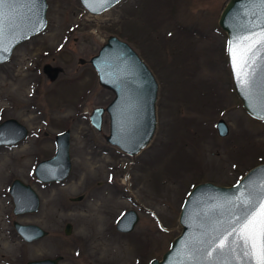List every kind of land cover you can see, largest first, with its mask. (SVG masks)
<instances>
[{
	"label": "rangeland",
	"instance_id": "374dc122",
	"mask_svg": "<svg viewBox=\"0 0 264 264\" xmlns=\"http://www.w3.org/2000/svg\"><path fill=\"white\" fill-rule=\"evenodd\" d=\"M45 1L44 29L0 64V122L14 118L27 129L21 141L0 146V264L56 255L58 264H148L179 233V209L192 186H228L264 162V119L241 107L217 26L227 0H121L97 15L78 0ZM108 35L125 41L157 84L153 133L133 155L105 141V113L98 131L88 121L113 96L88 63ZM44 63L61 68L55 80L43 75ZM217 119L227 125L224 136ZM65 129L69 173L41 183L33 166L53 154L54 136ZM14 178L37 194L35 212L12 213ZM128 209L138 218L120 233L114 225ZM12 221L46 234L25 242Z\"/></svg>",
	"mask_w": 264,
	"mask_h": 264
},
{
	"label": "water",
	"instance_id": "95a60500",
	"mask_svg": "<svg viewBox=\"0 0 264 264\" xmlns=\"http://www.w3.org/2000/svg\"><path fill=\"white\" fill-rule=\"evenodd\" d=\"M121 0H78L82 8L90 15L100 14L116 5ZM45 0H12L4 7L11 21L6 23L4 44L6 51H0V64L6 62L19 43L41 32L46 25ZM264 6L260 0H227L218 17L217 26L225 33V57L230 75L232 89L239 99L243 110L252 118L264 119V104L261 94L264 92V73L258 74L256 85L246 90L240 86L233 69V59L229 52V43L251 32L261 31V18ZM95 72L98 85L109 89L112 98L105 107H93L88 115L90 125L99 130L102 115H107L108 133L105 141L116 146L127 155L136 154L150 140L155 127L154 102L157 84L155 79L137 53L123 40L115 35H108L97 52L88 59ZM48 81H53L62 71L60 67L44 63L41 67ZM217 135L227 133V125L222 119L215 123ZM27 129L14 118H6L0 122V146L13 145L24 139ZM67 129L55 134L54 152L45 159L35 163L32 169L34 178L41 183L60 182L69 173ZM264 191V162L249 168L237 181L228 186H220L211 182H200L191 187L185 196L178 213L179 233L173 237L168 248L159 259L152 258L148 264H196L189 249L204 238L220 236L225 229H230L231 217L239 214L233 205L237 198L255 194L257 201ZM8 193L12 201V213L21 214L35 212L39 200L29 184L18 178L11 180ZM81 195L70 198L78 201ZM232 203H229V202ZM138 218L137 213L125 210L116 220L114 229L120 233L131 231ZM12 227L19 237L30 242L43 237L46 231L35 224H21L12 221ZM70 232V224L65 223L63 233ZM201 250L200 264H208V259ZM60 255L42 259L27 260L25 264H58ZM220 264L232 260L229 254H216L212 258Z\"/></svg>",
	"mask_w": 264,
	"mask_h": 264
},
{
	"label": "snow or ice",
	"instance_id": "6c2138e0",
	"mask_svg": "<svg viewBox=\"0 0 264 264\" xmlns=\"http://www.w3.org/2000/svg\"><path fill=\"white\" fill-rule=\"evenodd\" d=\"M10 2L12 0H0V51L7 50L3 47L5 28L12 18L6 15L4 7ZM96 2L102 4L106 0ZM260 3L264 6V0H260ZM258 26L261 31L240 36L235 42L229 43L234 72L239 67L236 75L240 86L246 90L252 89L258 74L264 73V16ZM261 102L264 104V92ZM233 207L239 214L231 217L230 229H225L218 237L205 233L204 238L189 249L196 264H200L197 253L202 249L205 250L208 264H220L212 259L216 254L231 255L232 260L227 264H264V191L258 201L253 193H249L248 197L237 198Z\"/></svg>",
	"mask_w": 264,
	"mask_h": 264
},
{
	"label": "flooded vegetation",
	"instance_id": "af4514ba",
	"mask_svg": "<svg viewBox=\"0 0 264 264\" xmlns=\"http://www.w3.org/2000/svg\"><path fill=\"white\" fill-rule=\"evenodd\" d=\"M2 146H7V145H2ZM10 183H11V181H10ZM10 183H9V185H10ZM9 185H8V187H9Z\"/></svg>",
	"mask_w": 264,
	"mask_h": 264
}]
</instances>
